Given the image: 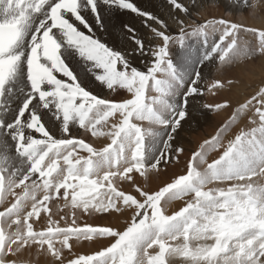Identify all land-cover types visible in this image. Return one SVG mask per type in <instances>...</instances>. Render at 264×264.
Segmentation results:
<instances>
[{
  "label": "snow or ice",
  "instance_id": "obj_1",
  "mask_svg": "<svg viewBox=\"0 0 264 264\" xmlns=\"http://www.w3.org/2000/svg\"><path fill=\"white\" fill-rule=\"evenodd\" d=\"M224 2L226 7L251 8L248 0ZM168 3L189 18L198 7V0ZM122 12L143 17L150 41L157 42L146 46L127 24L121 27L134 47L123 52L93 35L107 30L112 16ZM175 19L179 30L169 34L164 20L133 0H0V204L13 198L0 210V264H22L19 257L33 248L65 264L64 250L71 252L73 240L100 239L110 243L66 264H170L176 256L189 264H264V185L252 182L264 175V87L239 106L254 111L258 119L250 122L257 126L241 130L226 146L220 138L225 126L193 153L185 174L155 192L135 187L137 196L116 186L117 180L135 185L133 173L146 177L162 160L167 162L172 141L190 116V99L224 87L214 81L201 88V69L213 59L230 62L241 31L258 37L255 51L264 56V29L223 18L193 25ZM210 26L221 31L211 45ZM189 36L203 37L202 53L194 55L186 47ZM170 44L182 49L178 61ZM243 54L250 55L247 50ZM136 56L150 58L145 70L132 64ZM69 58L77 59L99 87L126 90L130 97L113 101L93 94L67 63ZM202 107L219 109L227 101ZM46 117L63 137L50 132ZM73 126L110 142L97 149L72 137ZM220 147L219 157L207 162L208 149ZM200 164L206 165L202 171ZM223 184L227 187H209ZM39 192L43 195L38 198ZM61 197L73 217L63 227L51 219L48 207ZM185 197L191 199L183 207L165 213V204ZM75 210L86 215L129 210L132 215L118 230L77 225ZM41 213L48 216L47 227L35 230L33 221ZM150 249L158 250L152 254Z\"/></svg>",
  "mask_w": 264,
  "mask_h": 264
},
{
  "label": "bare ground",
  "instance_id": "obj_2",
  "mask_svg": "<svg viewBox=\"0 0 264 264\" xmlns=\"http://www.w3.org/2000/svg\"><path fill=\"white\" fill-rule=\"evenodd\" d=\"M133 2L137 5V7L141 8L142 10H144L146 12H150L154 16H157L160 19L164 20L168 24L167 31L169 32V34H174L179 30V26H178L176 19H175L176 17H179L180 19L184 20L185 24H187V25H193L194 22H203L206 20L223 18V19L230 20L232 22H235L237 24H240V25H243L246 27H254L257 29H264V19L258 14L261 11L262 6H263L261 0H249V3L251 4V8H246L244 6H241L239 9L234 7V6L226 7L224 0H220L219 3H215L214 0H198V7L195 10H193L192 18L185 16L183 13L176 12L174 10V8L170 5V3H168V0H133ZM183 3L185 5H189L190 0H183ZM101 9L103 10L102 5H101ZM215 15H219V17H217ZM191 19H192V21H191ZM89 20H91V16H89ZM143 21H144L143 17L137 16V15L132 14L130 12L118 13L117 15L112 16L107 30H96L93 33V35L96 38H98L101 42H103L106 46H108L109 48L116 50V51L123 52L127 49L134 47V45L131 43V40L129 38L128 33L124 32L122 30V27H121L122 24H127V25H130L131 27L136 29V35L138 37H141L144 39L146 46L149 43H156L157 41H150V35H151L150 31L147 27H145ZM148 23L152 24V27L157 26L156 24H153L151 21H149ZM112 25H115V27H113ZM210 28L212 29V27L210 26L208 28V31L211 30ZM218 28H219V26H218ZM218 32H221V31L218 30ZM250 37H251V35H250ZM249 38L245 37L243 39L244 41L243 40L240 41V44H239L240 47L248 48L247 46L250 45V43L248 42ZM251 40H253V45L255 46L254 48L257 49L259 47L258 37L254 36V38ZM185 45L187 48H189L193 52L194 55H196L198 53H202L204 51L203 47H201L199 42L197 40H195V37L194 38L187 37L185 40ZM254 48L252 49V51L254 50ZM170 50H171L172 58L174 59V61H178L179 54L182 51V49L178 48V45H176V44H170ZM254 52H256V51H254ZM236 58L240 59L239 60V63H240V61L242 59L240 57H236ZM247 59H248V57H247ZM146 61L148 63H150V58L136 56L135 58L132 59V64L134 66H136L139 70H145ZM258 62L259 63L256 67L251 68L250 72L247 73L243 79L241 78L242 80L240 78L234 79L235 82L232 84L233 86H231L232 87L231 89H230V86H228L229 84L227 83L228 84L227 85V91H230L229 93L231 95H228V94L226 95V94L222 93L221 96H218V98H217L219 103H223L224 101H227V110L225 112L222 111L219 115H216L214 121L212 120L210 122L209 118L206 119V121H205V124H206L209 120V126L215 128L216 131L214 133H210V134H203L202 133V135H201L202 138L198 139V140L196 139V141L193 143H191L190 141H189V143H187L185 138H186V136H188L190 134L189 132H190V130H192L193 125L197 124L199 126V128L201 129L202 124H201V121L199 122L198 120H201V119H199L200 115L204 114L205 112L202 113V108H203L202 105H204V103L202 101L203 95L190 99V101H189L190 116L185 122H183L182 127H180V129L178 130V132L175 135V139L172 141V149L173 150L170 153V158L167 160V162L162 160V162L160 163V165L158 167V169L163 168L164 171H166V173L168 175L167 177L163 178V180L160 177V180H162V181H157V180L155 181L154 180L155 176H154V177H149L150 179H148V181L147 180L145 181V179L139 177V175H138V177L141 179L137 180V177L134 176L135 173H133L135 185H133V183H130V182H128V183L127 182L126 183L121 182V184L118 185L117 181H116V186L118 185L117 187L120 190H123L125 192H128V193H131L133 195L138 196V193H136V191H135V187H140L143 190L152 193V192L159 190V188H161L164 185H166L167 183L171 182L174 178L178 177L179 175L185 174L187 171L189 161L193 156V153L200 151L201 146L204 144L205 141H208L212 137L217 136L218 134L221 133L222 129L224 128V127L223 128H221V127L224 126V124H225V122H223L224 120H220L223 117L225 118L226 116L229 115L226 119L227 131H223V134L220 137L221 142L225 146L227 145L228 141L233 139L236 134H239V132L241 130H247L250 127V125H249L250 118L256 119V116H255V113L253 110L245 109V110L241 111L239 106L241 104H244L245 101L249 100L252 96H254L256 94V92L259 91V89L261 87H264V56L260 55ZM67 63L70 65V67L74 70V72L84 82V86L89 91H91L93 94L98 95L101 98H105V99H109V100L111 97H115V91L108 90L106 87H99L90 78L86 77L84 75L83 70H82L81 63L75 61L72 58H69ZM239 63H237L238 65L236 64L237 68H239V67H241V65H243L242 62L240 64ZM227 64H229V62ZM218 66H221V64L217 63V61L215 59H213L212 61H209L208 63H206V65L201 69L202 81L199 85L201 88L206 87L205 86L206 81L211 80L213 78H220V77H218L219 75L217 73H215V74L213 73L215 71L214 69H216V70L219 69V68H217ZM230 66H232V65H230ZM251 67H252V65H251ZM222 82H224V81H222ZM250 82H253V83L250 84ZM224 88H226V87H224ZM116 90H118L117 91L118 94H116V96L121 97L120 100L130 97V94H128L126 92V90H121L119 88H117ZM206 92H208V91H206ZM214 92H215V90H214ZM216 93H217V91H216ZM208 94H210V93L208 92ZM206 96H207V94H206ZM255 106H258V105H254V107ZM237 108H238V112H234L233 110H235ZM219 109L222 110V107ZM219 109H216L215 107L211 108V110H219ZM232 111H233V113H231ZM231 115H234L235 119H233L234 116L231 117ZM204 118H205V116H204ZM45 123L53 135L57 136L58 138L63 137V133L57 131L56 124L54 122L50 121L47 117L45 118ZM138 123H140V122H138ZM143 123H144V126L147 127V122H143ZM82 131L83 130L78 129L75 126H73L72 131H71V136L80 139L79 138V137H81L80 132H82ZM217 131H220V133H217ZM195 134H197V133H194V135ZM203 136H205V137H203ZM204 138H206V139H204ZM89 141L90 142H88L86 140L87 143L91 144L93 147H95L97 149H100V148L106 146L110 142V140L107 137H93V136H91V138H89ZM176 148H181L183 150L188 151L189 153L187 152L188 153L187 154L185 151H182L179 154H177L175 152ZM161 149H162V145L157 147V154H158L159 150H161ZM223 149H224V147H220L221 151ZM208 153H209V149H208L206 155H208ZM211 154L212 155L209 157L206 156L208 160H212L214 158L216 159L218 157V153L212 152ZM81 155H87V153L81 152ZM167 163L168 164L171 163L173 169H171V167H163ZM168 164L166 166H168ZM201 166H202V164L199 165V168L202 171L203 168L201 169ZM158 171H160V170H158ZM159 173L160 172H158V174ZM158 174H156V175H158ZM185 202L186 201H180V202H171V203L165 204L164 205L165 213L169 214V215L172 214L173 212H175V211L179 210L181 207H183ZM8 203H6L5 205H7ZM48 206L51 209V212L49 215L51 216L52 220H54L55 217L58 215H61V214L66 215V217H67L66 220H58L60 226H62V227L66 226V224L69 223L68 221L70 219L71 220L73 219V217L71 215L72 210L70 208H65L64 205H61L62 208H59L57 206H52L51 204ZM94 215H95L94 218L98 217V214H95V213L91 214V215H86V214L81 213V212H76V210H75V217L74 218L76 221L81 222L80 224H77V225H84V224H88V221L91 220L93 218L92 216H94ZM109 215H110L111 220L109 222H107L103 225H99V226H111V227H114L118 230H123V228L126 226V223L130 220L132 213L129 210H125L121 213L112 212ZM47 219H48V216L45 215L44 213H41V217H40L38 225H37L39 227V229L42 230V229L47 227ZM98 219H99V217H98ZM54 221H57V220H54ZM97 223H95V224L97 225ZM91 225H93V224H91ZM96 225H93V226H96ZM71 243L73 244L71 252H69L68 250L67 251L64 250L65 264H66L67 259H71V258L78 256V255H81V254L87 255V254L94 253L95 251L100 250L102 247L107 246L110 243V241L108 239H102V240H96V241H91V242L72 241ZM11 258L12 257H9V259H11ZM19 259L22 262V264H51V263L57 264V262L54 260V258H52L50 255H47L44 252H42L36 248L26 250L19 257ZM170 264H186V262L179 260L176 257H174V258H170Z\"/></svg>",
  "mask_w": 264,
  "mask_h": 264
},
{
  "label": "rangeland",
  "instance_id": "obj_3",
  "mask_svg": "<svg viewBox=\"0 0 264 264\" xmlns=\"http://www.w3.org/2000/svg\"><path fill=\"white\" fill-rule=\"evenodd\" d=\"M261 2H262V9H261V11L258 13L263 19H264V0H261ZM219 8V7H218ZM217 8V9H218ZM219 11V10H218ZM215 16H217V17H219V15H215ZM222 17V16H221ZM191 21H192V19H191ZM248 26V25H247ZM215 28H218V26H216ZM213 28L210 30V31H208V35H211L212 33H213ZM221 34V32H219V34H218V37H219V35ZM250 35H251V37H250ZM243 36V37H242ZM254 36L255 37H257L256 35H254L253 33H251V32H244V31H241L240 32V34H239V36H238V45L240 44V41H242L245 37H250L251 39H253L254 38ZM191 38H194V36H190ZM217 36L216 37H213V38H210V39H208V42H209V45H211L217 38H218ZM248 39V42L250 43V45L249 46H247L248 48H244V47H240V45H239V48H238V50H237V52H236V54L232 57V59H231V61L229 62V64L230 65H232V66H230L229 64H227V63H223V64H221V66H218L217 68H219V69H214L215 71L213 72L214 74L215 73H217L219 76L218 77H220V78H213V79H211V80H208V81H204L205 83H206V85L205 86H207V84H210L211 82H214V81H224V87H226V88H220V89H217V90H215V92L213 93V92H209L210 94H208V92H206L205 91V93L207 94V96H206V94L204 93L203 94V96H202V101H203V103L204 104H208V105H212V106H215V105H217V104H221V103H219V101H218V96H221V94L222 93H224V94H228V95H231L229 92L230 91H227V85L229 84L228 83V81H231V83L228 85V86H230V89L232 88L231 86H233L232 84L235 82V80L234 79H236V78H244L245 76H246V74L247 73H249L250 72V70H251V68H254V67H256L257 65H258V61H259V57H260V55L259 54H257L256 52H254L255 51V46L253 45V40H251V39ZM198 41H199V44L201 45V41L198 39ZM244 41V40H243ZM253 45V46H252ZM254 48V50L252 51V49ZM204 50V49H203ZM244 50H247L249 53H250V55H244L243 54V52H244ZM254 53V54H253ZM236 57H240L242 60L240 61V63L242 62V64L243 65H241V67H239V68H237V63H239V58H236ZM247 57H248V59H247ZM247 60H246V59ZM238 61H237V60ZM233 61V62H232ZM236 61V62H235ZM233 64H232V63ZM239 63V64H240ZM237 64V65H236ZM225 65V66H224ZM236 65V66H235ZM251 65H252V67H251ZM259 67V66H258ZM221 69V70H220ZM224 69V70H223ZM245 69V70H244ZM257 69V68H256ZM221 73H219V72ZM223 71V72H222ZM242 71V72H241ZM242 73V74H241ZM240 74V75H239ZM244 74V75H243ZM241 76V77H240ZM228 78V79H227ZM221 79V80H220ZM241 79V80H242ZM208 82V83H207ZM210 82V83H209ZM204 83V84H205ZM228 83V84H227ZM251 83H253V82H250V84ZM206 88V87H205ZM219 90V91H218ZM117 91L118 90H115V97H111L110 98V100H113V101H120V99H121V97H117L116 96V94H118L117 93ZM216 91H217V93H216ZM226 92V93H225ZM209 96V97H208ZM205 100V101H204ZM227 110V107H222V110H211V108H207V109H205V108H202V113H204V114H201L200 115V118L199 119H201V120H198L199 122L201 121V129L199 128V126L197 125V124H195V125H193L192 126V130H190V134L188 135V136H186V142L187 143H189V141L191 142V143H193V142H195L196 141V139L198 140V139H201L202 137H201V135H202V133L203 134H210V133H214L216 130H215V128H213V127H211V126H209V120H210V122L213 120L214 121V119H215V117H216V115H219L222 111H226ZM234 112H238V108L237 109H235V110H233ZM233 111L231 112V113H233ZM217 113V114H216ZM204 116H205V118H204ZM229 116V115H228ZM228 116H226L224 119L223 118H221L220 120H224L223 122H225V124H224V126H222L221 128H223V127H225L226 126V124H227V121H226V119H227V117ZM234 115H231V117H233ZM230 117V118H231ZM204 118V119H203ZM209 118V120H208V122L205 124V121H206V119H208ZM229 120V119H228ZM204 124V125H203ZM203 127V128H202ZM208 129V130H207ZM212 129V130H211ZM209 131V132H208ZM212 131V132H211ZM197 133V134H195L194 135V133ZM217 133H220V131H217ZM80 134H81V137H79L80 139H83L85 142H86V140L88 141V142H90L89 141V138H91V136L92 135H90V134H88L85 130H83L82 132H80ZM88 137H87V136ZM187 135V134H186ZM200 136V137H199ZM203 137H205V136H203ZM191 139V140H190ZM194 139V140H193ZM204 139H206V138H204ZM193 140V141H192ZM208 140V139H207ZM183 151H185L186 153L188 152V151H186V150H183ZM184 152V153H185ZM189 153V152H188ZM187 153V154H188ZM212 152L210 151L209 153H208V155H206L207 157H209V156H211L212 154H211ZM214 153V152H213ZM168 164V163H167ZM166 164V165H167ZM163 166V167H171V169H173L172 168V165H171V163H169L168 164V166ZM158 170H160V171H158ZM158 170H154V171H149L148 172V174H147V176L146 177H142V176H140L138 173H135V175L134 176H136L137 177V180H139V179H141V178H144L145 179V181L147 180L148 181V179H150L149 177H154L155 176V178H154V180L156 181H162L163 180V178H165V177H167L168 175H167V173H166V171H164V169L163 168H160V169H158ZM158 172H160L159 174H158ZM150 173V174H149ZM156 174H158V175H156ZM138 175H139V177H141V178H139L138 177ZM163 175V176H162ZM160 177L162 178V180H160ZM159 180H158V179ZM126 183V182H125ZM128 183V182H127ZM117 184L118 185H120L121 184V181H119V180H117ZM130 184V183H129ZM117 185V186H118ZM52 206H55V204H53V203H50ZM50 204H48V205H50ZM49 207V206H48ZM58 207L59 208H62V206H61V204H58ZM76 212H81L80 210H76ZM82 213V212H81ZM78 215V214H77ZM106 214H98V217H99V219H98V217H96V218H94L95 217V215L94 216H92L91 218V220H89L88 221V224L89 225H91V224H93V225H96L95 223H97V225L96 226H99V225H103V224H105V223H107V222H109L111 219H110V215L109 214H107L106 216H105ZM64 217L65 219H63V220H66V215L65 214H61V215H58V216H56L55 217V219L54 220H62L61 219V217ZM101 216V217H100ZM96 219V220H95ZM93 220V221H92ZM71 219L68 221L69 223H71ZM91 221V222H90ZM95 221V222H94ZM93 222V223H92ZM81 222L80 221H76V224H80ZM52 264V263H51ZM54 264V263H53Z\"/></svg>",
  "mask_w": 264,
  "mask_h": 264
}]
</instances>
